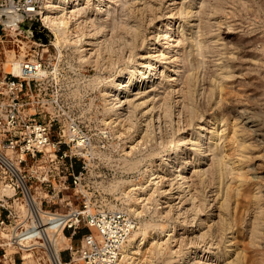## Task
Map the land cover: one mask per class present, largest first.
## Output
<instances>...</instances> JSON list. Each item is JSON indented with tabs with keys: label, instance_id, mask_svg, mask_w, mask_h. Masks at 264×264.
I'll list each match as a JSON object with an SVG mask.
<instances>
[{
	"label": "rangeland",
	"instance_id": "1",
	"mask_svg": "<svg viewBox=\"0 0 264 264\" xmlns=\"http://www.w3.org/2000/svg\"><path fill=\"white\" fill-rule=\"evenodd\" d=\"M43 1L38 0L37 16L26 22L28 32L11 37L0 30V74L30 58L34 50L41 54L46 47L38 46L42 39L37 36L51 33L50 78L44 87L59 99L68 120H76L92 138L78 161L83 166L79 165L83 174L78 193L64 192L72 207L129 215L136 222L133 232H148L137 264H176L174 259L190 250L198 254L188 264H264V0H113L110 25L126 26L129 32L124 37L112 29L98 33L96 0H81L79 9L66 10L63 16L81 37L77 45L56 43L44 19ZM52 12V17L60 15ZM134 19L140 21L142 37L133 52H123V40L127 45L132 39ZM168 19L173 22V37L183 33L184 41L180 48L185 64L173 93L160 76L155 94L146 88L151 84L146 83L148 78H136L123 112H116L110 103L114 83L119 79L126 83L128 73L150 60L156 43L149 41L150 35ZM80 45L83 51L78 50ZM138 83L143 88L138 89ZM220 117L228 123L222 127L227 132L226 158L218 162L205 148L200 166L184 173L186 188L169 164H161L162 157L172 142L189 139L192 133L195 142L205 134L209 146L211 134L223 124ZM191 147L183 148L179 161L192 162L196 154ZM138 195L146 200L141 202ZM86 231L82 228L72 243L77 244ZM48 232L53 244L60 240L59 248L69 245L58 230ZM157 243L163 250L156 251ZM205 248L209 252L204 253ZM61 257L66 259L68 253Z\"/></svg>",
	"mask_w": 264,
	"mask_h": 264
},
{
	"label": "built area",
	"instance_id": "2",
	"mask_svg": "<svg viewBox=\"0 0 264 264\" xmlns=\"http://www.w3.org/2000/svg\"><path fill=\"white\" fill-rule=\"evenodd\" d=\"M37 9L38 0H0V30L11 37L28 32L21 25ZM52 38L37 43L46 47L41 54L34 50L0 74V264H54L45 245L48 228L70 240L56 264H120L136 222L122 211L72 207L64 195L78 193V161L92 138L44 87ZM82 228L88 231L73 244Z\"/></svg>",
	"mask_w": 264,
	"mask_h": 264
},
{
	"label": "bare ground",
	"instance_id": "3",
	"mask_svg": "<svg viewBox=\"0 0 264 264\" xmlns=\"http://www.w3.org/2000/svg\"><path fill=\"white\" fill-rule=\"evenodd\" d=\"M113 2H114L113 0H96V2L93 4V6H94V12L98 16V18L100 19V21L95 22L94 23V26H95L96 29H98L97 30L98 33H100V32L101 33H107L110 29H112L115 33H118L119 35L121 34L120 36L124 37L125 34L127 35L128 32H129L126 29V26L125 27L122 26V25L119 26V27L113 26V28H112L111 25H110L111 20L113 18L112 13H111L112 7L110 5ZM43 3H44V5L43 4L42 5L45 8V14H46L44 16V19L46 20V23L48 25V28L52 31V34L54 36V39H55L56 43L57 44H60V45H63V44L64 45L65 44L66 45L67 44L68 45L69 44H76L77 45L78 41L81 40L80 39L81 37L80 38L78 37V35H77L78 32L75 31L74 28H72V26L70 25V23L68 22V20L65 19V17H63V16H64L66 10H70L71 8H73L74 11H75V9H79V7L82 5L81 0H44ZM38 6H39V3H38ZM52 9L55 10V11H57V13L60 14V15H57L55 17H52L49 14V13H54V12H52ZM186 17H187L186 18V24H187L190 16L188 15ZM138 21L139 20H137V19H134L133 20V22H135V25L136 26L134 25V29L132 30L133 32L130 31V32H132V39H130L129 44L126 45L125 40H123V42H122V40L120 41V39H119V41L122 42L123 45H124V47H122V49L124 48L123 49V52H124L125 49H128L129 50L128 52L131 53V51L133 52L137 48V46H138V42L141 39L142 34H143V32H142L143 30L140 29L141 25L138 23ZM91 29H93V28H91ZM173 29H174L173 22H172L171 19H168L167 21L164 22V24L160 25V27H158V28H156V30L152 31V33L150 35L151 37H150L149 41L150 40H155L156 43H155L154 47H152V54L149 57H147L148 59L150 58V60H148L147 62H143V64L141 65L142 68L137 69L135 71H132V72L128 73V75L126 77L127 78L126 83H124V81H122V79H119V80L116 81V83H114V85H115V90L113 92V96L114 97L111 99V102L110 103L112 104V107L115 108V111L116 112L117 111H120V112L122 111L123 112L124 107L126 105V102L128 101V93L130 92L132 86L134 85V80L136 78H141V77L144 78V79L145 78H148V81L146 83H148V84L151 83V84L150 85L147 84L148 86L146 88H149V91H150L149 93H151V94L154 93L155 94L156 91L159 90V89H157V86L158 85L156 84L157 83L156 80L160 76V78H162V80L166 81V83H167V84L164 83L166 85V89L168 91H170V93H173V91H174L173 86L177 82V80H178L177 77L180 75V73H181V71H182V69L184 67V64H185V62H184L185 59L181 57V48H180L181 45H182L181 43L184 42L181 39V36L183 35V33H180V35H178V36H176L174 38L173 37V31L174 30ZM90 35H93V34H90ZM172 37L174 39H172ZM128 40H126V41H128ZM171 41H173V44L172 45H169L171 43ZM112 43H114V42L112 41ZM195 45H197V44H195ZM22 49L24 50V48H22ZM78 50L83 51V47H81V45H80V49H78ZM110 51H113V50H110ZM119 54H120V51H119ZM119 56H121V55H119ZM187 56H189L188 53H187ZM139 57L140 58H144L145 56L144 55H141ZM12 62H14V59H13ZM15 64H17V63H15ZM169 67H170V69H169ZM143 68L145 70H142ZM192 77L193 76H191V78ZM188 80L189 81L187 82V84L188 83H191L190 82V79H188ZM140 85H141V83H138V89L141 87ZM110 86H111V84L108 83L104 89L106 90ZM141 88H143V87H141ZM221 90L222 89H220V92H221ZM146 92H148V91L146 90ZM137 106H139V104H137ZM146 112H148V111H146ZM178 114L180 116L181 115V111H178ZM182 117H183V114H182ZM189 120H190V118H189ZM220 121L223 122V124H221V128L217 126V129H215V131L211 134V136H210V142H209L210 145L209 146H207L206 142L204 141V138L206 136L205 134H202L201 135L202 139H200L197 142H195L191 138H192L193 134H196V133H192L191 134V138H189V139H185V138H182L181 137V139H179L178 141H176L174 143L172 142L171 145L169 146L168 150H167V153L162 157L161 164H164V163L169 164V168H170L171 172H173L174 174H176V176H178V177L180 176L179 179L182 178L184 180L183 181V184L186 185L185 186L186 188L188 186V182L189 181L187 180V177L188 176L187 177L184 176V173L187 170H189L192 166H196V165L200 166V164L202 163V161H204L203 159H204V156H205V148L209 147V150L208 151L212 152L211 154H212V156H214L213 158L215 160L218 159L219 160V161L217 160L218 162H222V160L226 158V155L227 154L225 155L223 152L225 151L224 147H225L226 144H224V141H226V138H227L226 133L227 132H226V128H225V130H223L222 127L228 125V123L225 122V118H223V117L222 118L220 117ZM190 122H192V121H190ZM215 123H216V121L214 123H212V124H215ZM217 123H218V121H217ZM197 128H200V127H197ZM236 128L237 127H235L234 129H236ZM235 133H236V131H235ZM235 133L233 132L232 134H235ZM216 139H219L220 142L221 141L222 142L220 144L218 142H214ZM187 144L194 145V147L193 148L191 147V149L193 150L192 152H194V154H196V155L193 158L192 162L189 161L188 159H183V160L180 159L181 161H179V156L182 154V150H183V148ZM212 144H214V145H212ZM202 148H203V150H201ZM174 154H175V157L172 158L174 156ZM207 155H209V154H206V156ZM242 155H245V154L241 153L240 156H242ZM238 158H240V157H238ZM241 158H244V156L241 157ZM220 165H222V164H220ZM236 169H238V168H236ZM239 169H242V168H240V166H239ZM245 172H244V174H247ZM155 173H157V170H155ZM195 174H196V172H195ZM240 174H242V173H240ZM232 175H234V174H232ZM219 177H221V176H219ZM199 179H200V177H199ZM248 181H250V180H248ZM245 182H247V181H245ZM244 184L246 185V183H244ZM247 185H248V182H247ZM256 186L258 187V185H256ZM235 187H236V189L234 188L235 190H239V189H237V186H235ZM240 190H242V188H240ZM230 193H232V192H230ZM247 193H249V192L247 191ZM192 196H194V195H192ZM243 196H245V195H243ZM140 199H141V202L143 200H146V198H143L142 196H139L138 197V200H140ZM226 199H228V198H225L224 197V200H226ZM227 205H228V203H227ZM243 206H244V204H243ZM219 208H221V207H219ZM134 211L137 214H140L141 213L140 211H138V208H136V210H134ZM255 219L256 220H259L258 217L255 218ZM255 219H253V221L256 223L257 221H255ZM256 224H259V223H256ZM200 225H201V223H200ZM257 226H260V225H257ZM255 228L256 227H253V230H256ZM48 231H51V230H48ZM169 232H171V229H170ZM252 232H254V231H252ZM147 234H148L147 231H145L143 229L142 230L140 229V230H137V231L132 232L128 236L127 241L123 244V247H122V255H121V259H120V264H137L138 263L137 261L135 262V260L140 259L137 255H139L141 253V249H142L141 245L144 243V241L148 237ZM257 235H259V234H257ZM44 238H45V245H46V247L48 249L49 257L51 258V260L53 261V263L55 262L54 264H56V259L58 258L59 242H60V240L57 238L56 242H54V244H53L52 240L49 237V232H48V234L46 236H44ZM53 247L57 248L58 249V252ZM155 248H156V251L157 252L163 250V246H162L161 243H157V245L155 246ZM207 252H209V251L205 248L204 253H207ZM197 254H198L197 251H195V250L194 251H191L190 250V251L186 252L183 256H180L178 258H175L174 261H173V263H176V264H188L194 258H197Z\"/></svg>",
	"mask_w": 264,
	"mask_h": 264
},
{
	"label": "water",
	"instance_id": "4",
	"mask_svg": "<svg viewBox=\"0 0 264 264\" xmlns=\"http://www.w3.org/2000/svg\"><path fill=\"white\" fill-rule=\"evenodd\" d=\"M26 25H27V23L25 22L21 26L25 27ZM38 37H41L43 43H47L51 39V33L46 31V34L41 33L40 35L37 36V39H38Z\"/></svg>",
	"mask_w": 264,
	"mask_h": 264
}]
</instances>
